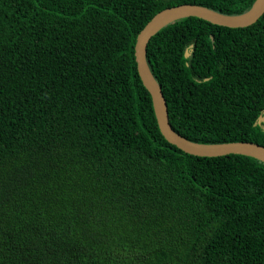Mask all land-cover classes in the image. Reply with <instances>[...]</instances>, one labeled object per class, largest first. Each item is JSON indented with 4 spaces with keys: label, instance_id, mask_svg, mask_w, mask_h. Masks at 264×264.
<instances>
[{
    "label": "trees",
    "instance_id": "1",
    "mask_svg": "<svg viewBox=\"0 0 264 264\" xmlns=\"http://www.w3.org/2000/svg\"><path fill=\"white\" fill-rule=\"evenodd\" d=\"M255 1L0 0V264H264V162L169 143L134 56ZM145 57L178 135L264 146V12Z\"/></svg>",
    "mask_w": 264,
    "mask_h": 264
},
{
    "label": "water",
    "instance_id": "2",
    "mask_svg": "<svg viewBox=\"0 0 264 264\" xmlns=\"http://www.w3.org/2000/svg\"><path fill=\"white\" fill-rule=\"evenodd\" d=\"M264 12V0H256L252 7L237 15H227L197 4H180L164 8L155 13L139 31L134 56L138 75L148 90L158 128L163 137L171 144L189 154L198 156H220L239 153L257 158L264 162V146L255 142L233 141L204 144L189 141L178 135L171 127L164 95L148 67L145 50L149 38L163 25L177 18L196 16L215 24L228 27H242L252 24Z\"/></svg>",
    "mask_w": 264,
    "mask_h": 264
},
{
    "label": "clouds",
    "instance_id": "3",
    "mask_svg": "<svg viewBox=\"0 0 264 264\" xmlns=\"http://www.w3.org/2000/svg\"><path fill=\"white\" fill-rule=\"evenodd\" d=\"M149 67V66H148Z\"/></svg>",
    "mask_w": 264,
    "mask_h": 264
}]
</instances>
